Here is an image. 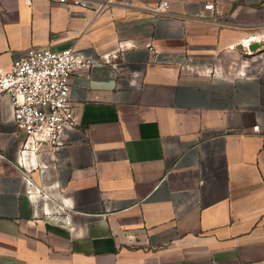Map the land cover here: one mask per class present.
<instances>
[{
  "label": "crops",
  "instance_id": "obj_1",
  "mask_svg": "<svg viewBox=\"0 0 264 264\" xmlns=\"http://www.w3.org/2000/svg\"><path fill=\"white\" fill-rule=\"evenodd\" d=\"M86 1L0 0V75L91 62L55 154L21 157L0 94V264H264V0Z\"/></svg>",
  "mask_w": 264,
  "mask_h": 264
},
{
  "label": "built area",
  "instance_id": "obj_2",
  "mask_svg": "<svg viewBox=\"0 0 264 264\" xmlns=\"http://www.w3.org/2000/svg\"><path fill=\"white\" fill-rule=\"evenodd\" d=\"M29 2L33 0H28ZM61 6H77L100 15L104 7L86 0H45ZM105 4H129V0H104ZM169 4L161 2L154 9L166 15ZM206 10L215 11L213 4ZM153 51V48H150ZM114 58L117 55L113 56ZM90 61H79L73 49L52 51L31 48L10 69L0 75V94L11 98L16 132L25 136L23 158L31 150L45 147L55 154L66 144L65 132L78 129V119L69 98L70 79L78 67H88Z\"/></svg>",
  "mask_w": 264,
  "mask_h": 264
},
{
  "label": "water",
  "instance_id": "obj_3",
  "mask_svg": "<svg viewBox=\"0 0 264 264\" xmlns=\"http://www.w3.org/2000/svg\"><path fill=\"white\" fill-rule=\"evenodd\" d=\"M259 48H260V45L255 44V45H252V46H251L250 50H251V51H255V50L259 49Z\"/></svg>",
  "mask_w": 264,
  "mask_h": 264
}]
</instances>
